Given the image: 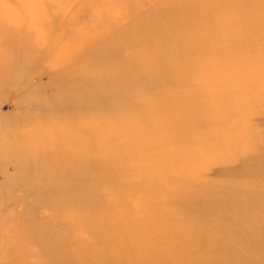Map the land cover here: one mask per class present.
Segmentation results:
<instances>
[{
  "label": "rangeland",
  "instance_id": "374dc122",
  "mask_svg": "<svg viewBox=\"0 0 264 264\" xmlns=\"http://www.w3.org/2000/svg\"><path fill=\"white\" fill-rule=\"evenodd\" d=\"M0 264H264V0H0Z\"/></svg>",
  "mask_w": 264,
  "mask_h": 264
}]
</instances>
